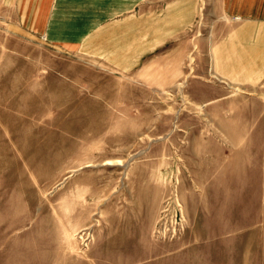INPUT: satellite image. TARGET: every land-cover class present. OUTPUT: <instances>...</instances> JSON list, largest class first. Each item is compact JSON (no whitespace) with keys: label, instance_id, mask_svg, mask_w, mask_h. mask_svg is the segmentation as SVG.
<instances>
[{"label":"rangeland","instance_id":"rangeland-1","mask_svg":"<svg viewBox=\"0 0 264 264\" xmlns=\"http://www.w3.org/2000/svg\"><path fill=\"white\" fill-rule=\"evenodd\" d=\"M38 1L0 0V264H264V0Z\"/></svg>","mask_w":264,"mask_h":264},{"label":"crops","instance_id":"crops-1","mask_svg":"<svg viewBox=\"0 0 264 264\" xmlns=\"http://www.w3.org/2000/svg\"><path fill=\"white\" fill-rule=\"evenodd\" d=\"M129 4L130 5H134V0H129ZM145 0H142V2L144 3ZM148 0H146L147 2ZM190 1V0H189ZM126 2L128 3V0H126ZM180 0L178 2H176L175 4L179 3ZM191 3V1H190ZM228 5H256V4H261L259 2H255L253 0H227ZM113 2L110 1V5L112 6ZM64 6V0H39L37 2V5L35 6V10H34V17L32 18V25L33 27L37 28V29H41L42 31L45 32L47 37L54 36L55 35V31H57V29H62L65 28L63 25H55L54 23H65V21L63 20V10H61V19L60 17L57 19V16L59 15V9L60 7ZM133 7V6H132ZM56 21V22H55ZM101 22L105 23L107 20L104 19H100ZM251 21H264V18H257V19H248V21H246L247 23H243L242 25L232 29L229 33V38L227 41V44L230 45L231 43H234L235 41L233 40H238L240 37H244L246 36H254V37H262L264 40V30H260V29H251V26L248 22ZM104 25H100V32L96 33V35H102V32L105 31L106 29H103ZM57 34V33H56ZM130 36V35H129ZM59 37V36H58ZM126 37V36H125ZM51 38V37H50ZM60 38V37H59ZM101 38V37H100ZM105 38H120L122 39L123 36L119 33L116 34H112L111 35H106ZM262 40V39H260ZM104 163H107L104 162ZM109 164V163H107Z\"/></svg>","mask_w":264,"mask_h":264}]
</instances>
